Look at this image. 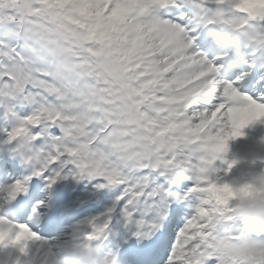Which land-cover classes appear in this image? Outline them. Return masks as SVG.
Instances as JSON below:
<instances>
[{"label":"snow or ice","instance_id":"6c2138e0","mask_svg":"<svg viewBox=\"0 0 264 264\" xmlns=\"http://www.w3.org/2000/svg\"><path fill=\"white\" fill-rule=\"evenodd\" d=\"M258 119L264 0H0V264L69 239L105 264H220L235 199L264 190L214 165Z\"/></svg>","mask_w":264,"mask_h":264},{"label":"clouds","instance_id":"9594fccd","mask_svg":"<svg viewBox=\"0 0 264 264\" xmlns=\"http://www.w3.org/2000/svg\"><path fill=\"white\" fill-rule=\"evenodd\" d=\"M210 40L217 45L218 53L226 58L236 54L234 41L219 31L211 32ZM251 182L257 193L264 190V174L253 176ZM234 218L239 224L235 237L225 230L216 241L215 252L220 257V264H264V193L238 195L234 201ZM41 264H105V259L95 250L69 239L46 248Z\"/></svg>","mask_w":264,"mask_h":264},{"label":"rangeland","instance_id":"374dc122","mask_svg":"<svg viewBox=\"0 0 264 264\" xmlns=\"http://www.w3.org/2000/svg\"><path fill=\"white\" fill-rule=\"evenodd\" d=\"M243 148L240 146V153L242 154V157L249 169V166H253L256 168L255 172L257 174L261 173L262 170H264V167L262 165L255 164V159H259L260 161L264 158V144L260 145L256 140H243L240 143ZM227 164V163H226ZM228 168V164H227ZM241 168L237 163L233 165V171L231 175V181H235L237 184L239 182H242L245 180L248 176V172H246L245 176L239 175Z\"/></svg>","mask_w":264,"mask_h":264}]
</instances>
